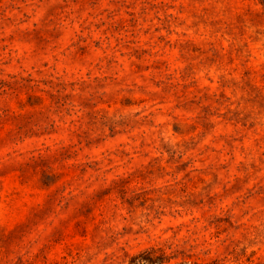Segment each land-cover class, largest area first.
I'll list each match as a JSON object with an SVG mask.
<instances>
[{
	"label": "rangeland",
	"instance_id": "rangeland-1",
	"mask_svg": "<svg viewBox=\"0 0 264 264\" xmlns=\"http://www.w3.org/2000/svg\"><path fill=\"white\" fill-rule=\"evenodd\" d=\"M0 264H264V0H0Z\"/></svg>",
	"mask_w": 264,
	"mask_h": 264
}]
</instances>
